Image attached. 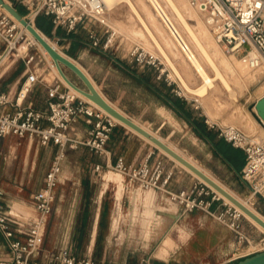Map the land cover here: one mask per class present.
Masks as SVG:
<instances>
[{
    "label": "crops",
    "instance_id": "crops-1",
    "mask_svg": "<svg viewBox=\"0 0 264 264\" xmlns=\"http://www.w3.org/2000/svg\"><path fill=\"white\" fill-rule=\"evenodd\" d=\"M39 19L46 23L49 34L62 43L63 48L94 79L102 94L117 108L148 127H156V133L168 124L175 126L183 123L190 126L199 138L211 143L215 153L223 159L227 158L226 161L233 165L235 171L242 170L245 162L238 168L224 150V147L234 150L239 148L233 147L223 138L219 139V135L202 123L201 113L195 104L174 88L165 73L159 77L153 65H142L126 54H114L112 49L93 47L90 34L92 25H80L79 28H89V33L87 29L85 35H82L79 30L68 33L61 27H55L46 15H40ZM50 66V71L44 76L27 65L22 55L11 54L0 72V89L16 98L23 81L30 72L35 71L43 76V81L33 86L24 105L44 109L48 106V88L61 80L59 73ZM146 90L153 93L149 101L146 98L148 94L143 92ZM130 94H135L139 109H133L125 99ZM13 108L7 107L9 110ZM89 125L88 119L82 116L73 124L72 135L84 138ZM84 148L90 156L87 160L89 168L82 172L81 177L73 176L78 169L68 165L70 152L76 149L69 148L62 159L56 197L51 212L42 223V241L34 254L35 259L44 261L52 253L70 247L77 256L90 257L98 263L133 264L149 257L150 264H221L234 252V232L206 212L185 211L166 192L135 186L125 175V182L131 189L120 192L122 187L119 183L107 178V174L116 170L106 165L114 163L122 155L128 163L134 165L149 156L151 162L162 159L166 167L174 169L175 176L170 187L175 190L196 181L195 175L173 163L174 159H170V156L166 158L147 139L119 123L113 129L105 152L98 153L88 147ZM20 153L21 178L14 177V171L7 170L4 183L0 173V183L5 190L4 202L16 234L25 239L41 218L33 197L44 185L46 174L59 154V146L54 143L43 144L38 137L14 134L0 136V161L5 158L6 162L14 163ZM97 163L104 165L101 173L94 170ZM36 173L40 176L35 182ZM73 184L78 185L76 190ZM66 187L70 189V196L66 194ZM64 206L68 208L64 210ZM59 212H63L64 217H52ZM158 217H162L161 224L158 223ZM163 226L166 232L159 235ZM48 232H52L53 240L46 246L45 237ZM7 253L8 247L0 232V257Z\"/></svg>",
    "mask_w": 264,
    "mask_h": 264
},
{
    "label": "built area",
    "instance_id": "built-area-1",
    "mask_svg": "<svg viewBox=\"0 0 264 264\" xmlns=\"http://www.w3.org/2000/svg\"><path fill=\"white\" fill-rule=\"evenodd\" d=\"M189 1L204 12L208 25L227 53L249 55L256 48L262 54L261 60H264V0ZM14 3L24 7L27 11L24 14L26 19L34 22L39 15H46L55 27H61L68 33L77 31L80 25L94 26L102 22L101 17L108 10L103 0H16ZM169 29L173 32L170 26ZM175 30V33H179L176 28ZM107 31L109 34L102 39L90 30L93 47L107 50L113 46L117 32ZM25 34L27 35L26 31L10 14L0 10V43L3 44L0 49V72L11 54H21L19 50ZM181 47L185 52L189 48L185 42ZM129 53L142 65L155 66L157 63V58L140 44H133ZM23 58L30 65L34 56L27 55ZM161 75L162 73L159 77ZM41 81L43 76L35 71L30 72L16 98L0 89V136L14 134L38 137L43 144L54 143L59 146V154L46 174L44 185L33 197L41 218L25 239L16 234L4 202L5 190L0 183V232L8 247L7 255L0 257V264H115L98 263L90 257L77 256L70 247L52 253L44 261L34 258L42 241V223L53 208L66 151L85 146L98 153L105 152L113 129L119 124L111 114L74 93L62 79L48 88L46 108L24 105L33 86ZM8 106L14 107L13 110L7 109ZM82 116L88 119L90 125L86 136L78 138L72 135L71 128ZM219 135L233 147L244 151L245 163L240 171L241 179L248 185L253 196L264 198V138H257L234 125L222 127ZM106 166L124 174L131 184L144 189L164 191L181 204L185 211H204L231 229L235 234L236 248L227 261L221 264L234 263L264 250V238L255 242V246L251 248L254 240L247 229L244 214L200 178L196 177L192 184L175 190L170 187L175 176L174 169L166 167L162 159L151 162L150 156L134 165L121 155L114 163ZM103 169L102 163L95 164L94 170L97 173H101ZM133 264H150V258Z\"/></svg>",
    "mask_w": 264,
    "mask_h": 264
},
{
    "label": "rangeland",
    "instance_id": "rangeland-1",
    "mask_svg": "<svg viewBox=\"0 0 264 264\" xmlns=\"http://www.w3.org/2000/svg\"><path fill=\"white\" fill-rule=\"evenodd\" d=\"M8 1L14 4L21 12H23V14H27V11L23 8L21 4L14 3L11 0ZM160 1L168 11L170 16H173L172 18L174 22L176 21L175 23L181 28L185 36L188 38V33L186 32L182 23L176 18L175 13L168 4V2L166 0ZM177 1L180 2L182 8L185 10L187 17L192 26L195 28V30L198 32L201 31L199 33L203 35L202 38L205 41H208L210 37L211 40H215L216 42V39L214 38L210 27L206 23L203 14L200 13L194 7H191L186 0ZM132 4L135 5V7L140 12L141 16L147 21L152 31L155 33L158 40L161 42L165 50L172 58L173 62L175 63L176 67L178 68L186 82L193 88H197L199 85H201L203 82L202 77L199 75L196 68L193 66L191 60L188 59L186 53L184 51L182 52L180 44L177 40H175V36L161 17L156 5L151 0H119L112 7H108L107 13L101 17L102 22H98L96 26H92L90 30L96 32L102 39H105L106 36L109 34L107 30H115L117 33L114 38V44L111 48H109L112 49V52L114 54H126L128 57H131L129 52L131 50L132 45L135 43L140 44L148 52L152 53L157 58L155 68L158 73H165V75L169 77V80L172 82L174 88H176L177 91L181 95H183V97H185L190 103H194L195 106H198V108L196 109L201 113L200 117L202 118V123L205 124L207 127H210L217 135H219V132L222 127H225L226 125H234L240 127L248 133H251L252 135L254 134V136L256 137L258 136V134L262 133V138H264V132H262V128L264 125L257 121V118L254 116L253 110L256 101L262 96H264V74H261V76H259L256 80L253 81L249 80V78H247L248 75L244 72H242L243 75L238 74L236 68H239L241 65V69H243L244 67V70L246 68H250L248 62L246 63V56L229 54L225 51L224 46L222 44L216 42L215 46L217 47L218 44L217 48L219 50H217L214 45L211 46V50L214 52V54H218L219 52L218 56L216 54L215 56L217 57V60L224 74L227 76V79L229 80L232 88L228 89L224 85V83H221L222 81L216 79L214 86L209 88L210 90H208V93L206 95H200L195 91L191 92L186 87L184 81L178 75L177 71H175L173 65H171V63L167 60L166 55L160 49L157 41L150 35L147 27L144 25L137 11L134 10ZM1 9L5 11L3 8ZM34 22L38 27L37 19H35ZM201 28L204 29L201 30ZM41 30L47 37H49L55 43V45H57L58 48H60L69 57L73 58L69 55L66 49L63 48L62 43L58 42L56 39H54V37H52L49 33L45 32L43 29ZM78 30L79 34L81 33L82 35H85V30H87L89 33V28L83 27L79 28ZM203 31H205L206 33L204 32L203 34ZM211 40H209L208 43ZM23 44H26L28 47L26 51L21 50ZM192 45L196 49V46L193 43ZM2 46L3 44H0V49L2 48ZM19 52L21 53L20 55H23V57H26L27 55L28 57L32 55L34 56V59L32 60L30 65L33 69H36L39 74H43L44 76H46V73L50 71V64L52 62L51 55H46L40 45L32 42V39L29 38L26 34L25 39L21 42ZM234 56L237 59H233ZM202 60L209 73L211 75H214L215 72L212 66L209 65L204 59ZM131 64L133 65L134 63ZM64 69L68 76L75 83L80 86H84V82L78 77L75 72L65 66ZM53 70L59 73L56 67L53 68ZM239 75L241 78L239 77ZM143 92H145V94H148V96L146 95V98L149 101L151 98H149V96H153V93L149 90ZM125 99L127 100V102L130 103V106L133 109H139V105L137 104V100L135 99V94L125 96ZM169 118L172 119V117ZM150 127L155 131L157 130L156 127L149 126V128ZM158 133L161 135V137H165L169 141V143L178 148L187 157L196 162L199 166H201L203 169L213 175L217 180H219L221 183H223L241 198L248 201L252 206H254L259 212L264 215V198L253 196L248 185L241 179L240 172L235 171V169L232 167V164L229 165V163L226 161L227 158L223 159L219 154L215 153L213 151V146L211 145V143L206 142L202 138H199L190 126H187L183 123H177L175 126L168 124L163 128L162 131H158ZM220 138L221 137L219 135V139ZM149 143L153 147L156 146L150 141ZM84 147L85 146L74 148L76 150L70 152V163H68V165L73 166V168L76 167L78 169L77 173L73 174V176L81 177L82 172L85 169L89 168V166L87 165V160L90 158V156L89 153L86 152ZM157 149L159 150L160 148L158 147ZM224 150L227 156L233 158V160L235 161V165L238 168L243 165V163L245 162V153L242 149L234 150L230 147H224ZM161 153L166 158H169V156H167L162 150ZM21 156L22 154L20 153L19 158L16 161L14 160V163L6 162L5 158L0 161V173L3 183L6 180L5 178L7 170L14 171V177L19 176L21 178ZM172 161L173 163H177L179 167L185 169L190 173L189 170L179 164L175 159ZM38 166V170H40L41 162L38 163ZM39 176V173H36L34 175L35 182L38 181ZM107 178L112 179L116 183H119V185L122 187V190L120 192H125L126 190L131 189V187H128V185L125 183L121 173L117 171H113L111 174H107ZM73 188L76 190V188H78V185L73 184ZM66 191L67 196H70L71 193L68 187H66ZM133 191L134 189L132 188V195ZM66 208H68V206L63 207L64 210ZM52 217H64V215L63 212H59L57 214H53ZM150 218L151 217H149V219ZM161 220L162 219H158V223L161 224ZM245 220L247 229L251 232L252 238L254 240V243L251 245V248L253 249V247L255 246V242H259V240L264 238V231H262L247 217L245 218ZM163 232H165V230H160L159 235L160 233L164 234ZM52 240V232H48L45 237L46 246L48 244H51Z\"/></svg>",
    "mask_w": 264,
    "mask_h": 264
},
{
    "label": "bare ground",
    "instance_id": "bare-ground-1",
    "mask_svg": "<svg viewBox=\"0 0 264 264\" xmlns=\"http://www.w3.org/2000/svg\"><path fill=\"white\" fill-rule=\"evenodd\" d=\"M8 1V0H7ZM107 6V8L112 7L117 1L119 0H103ZM130 1V0H129ZM154 2V4L157 7L158 12L160 13V15L162 16L163 20L165 21V23L168 25V27L170 26V28L172 29V33L175 36V40L178 41V43L180 44H184V42L188 45L189 48L186 49V55L188 56V59L191 60L193 66L196 68L197 72L199 73V75L202 77L203 82L201 85H199L197 88H193L191 87L186 80L184 79V77L182 76V74L180 73V71L178 70V68L176 67L175 63L173 62L172 58L170 57V55L168 54V52L165 50L164 46L161 44V42L158 40L157 36L155 35V33L152 31L151 27L149 26V24L147 23V21L141 16L140 12L138 11V9L135 7V5L132 4L134 10L137 11V13L139 14L140 18L142 19L144 25L147 27L150 35L157 41L160 49L164 52V54L166 55L167 60L171 63V65H173V68H175V71H177L178 75L182 78V80L184 81L186 87L192 92L195 91L196 93L200 94V95H206L208 93V90H210V87L214 86L215 80L219 79L220 81H222L221 83H224V85L228 88L231 89V84L229 82V80L227 79V76L224 74L218 60L217 57L215 56L214 52L211 50V46H215L216 42L220 43L214 32L212 31L215 40H211L210 37L208 39L211 40L209 43L208 41L204 40L202 38V34H200L199 32L201 31H196L195 28L192 26V24L190 23L187 14L185 12V10L182 8L181 4L179 1L177 0H166L168 2V4L170 5V7L172 8V10L175 13L176 18L178 19V21H180L182 23V25L184 26L186 32L188 33V38L185 36V34L183 33V31L181 30V28L174 22L173 20V16L171 17L170 14L168 13V11L166 10V8L163 6V4L161 3L160 0H151ZM188 2V4L191 7H194L193 5H191L189 0H186ZM9 2V1H8ZM182 2V1H181ZM10 3V2H9ZM131 5V3H130ZM3 8L8 14H10L13 19L23 28V30L26 31L27 35L29 38L32 39V42L37 43L40 45V47L42 48L43 52L46 55H51L49 53V51L46 49V47L36 38V36L34 35V33L23 23H21V21L19 19H17L14 15H12L2 4H0V9ZM195 9H197L200 13L203 14L204 19L206 21L205 18V14L203 11H201L199 8L194 7ZM1 11H3L1 9ZM150 17V15H149ZM156 18V16H155ZM151 19V18H150ZM32 23L33 20H31ZM178 23V22H177ZM207 23V21H206ZM208 24V23H207ZM209 26V25H208ZM210 27V26H209ZM175 28L177 29V31L179 33H175ZM35 29L53 46L55 47L61 54L65 55L66 57H69L67 54H65L60 48L57 47V45H55V43L49 38L47 37L44 32L36 26L35 24ZM204 28H201V30ZM206 29V28H205ZM207 31V30H206ZM205 31H203L202 33L204 34ZM206 33V32H205ZM212 35V36H213ZM31 36V37H30ZM213 38V39H214ZM192 43L196 46V49L193 47ZM221 44V43H220ZM218 47V44H217ZM215 46V48H217ZM27 45L23 44L22 46V51H26L27 50ZM182 52L183 49L182 47H180ZM213 48V49H215ZM217 50H219L217 48ZM182 54V53H181ZM219 54V52H218ZM218 54H216L218 56ZM246 56V63L248 62L249 65V69L248 70H244L241 69V66L239 68H236V71L238 74L243 75L242 72L246 73L248 75L247 78H249V80L253 81L256 80L259 76H261V74H264V60H261L262 58V54L260 53V51H258L256 48H254L251 53L249 55H245ZM52 57V56H51ZM71 58V57H69ZM74 62H76L73 58H71ZM204 59L209 65L212 66V68L214 69V75H211L209 73V71L207 70L203 60ZM226 59V58H225ZM233 59H237L235 56L233 57ZM223 60V59H222ZM244 60V59H243ZM51 65L52 67H56L58 72L60 73L55 61L53 60V58L51 59ZM242 61V60H241ZM256 61H258V63H256ZM190 62V61H189ZM225 62V60H224ZM77 63V62H76ZM244 63V62H243ZM82 69L83 67L77 63ZM242 64V63H241ZM63 65V64H62ZM245 66V64H244ZM64 68V65H63ZM84 70V69H83ZM85 71V70H84ZM86 72V71H85ZM87 73V72H86ZM88 74V73H87ZM239 75V77H240ZM60 78H62V80L72 88L73 92L86 98L88 101H90L95 107L101 108L104 111L108 112L107 110H105L103 107H101L97 102H95L94 100H92L91 98L87 97L85 94H83L81 91H79L78 89L72 87L71 85H69V83L63 78V76L60 73ZM88 76L91 78V80L93 81V83L95 84V86L97 87V89L99 90L98 85L95 83L94 79L88 74ZM241 78V77H240ZM100 91V90H99ZM101 92V91H100ZM102 94V92H101ZM103 95V94H102ZM104 96V95H103ZM105 97V96H104ZM106 98V97H105ZM107 99V98H106ZM260 99V98H259ZM258 99V100H259ZM108 100V99H107ZM257 100V101H258ZM256 101V102H257ZM110 102V101H109ZM111 103V102H110ZM256 104V103H255ZM115 106V105H114ZM116 107V106H115ZM254 110V116H255V112L257 111L256 105L253 108ZM122 111V110H121ZM124 112V111H123ZM109 113V112H108ZM125 113V112H124ZM110 114V113H109ZM126 114V113H125ZM113 116V115H112ZM115 118L116 121H118L119 123L124 124L126 127H128L129 129H132L133 131H136L137 133H139L141 136H143L144 138H146L147 140H149L150 142H152L153 144H155L151 139H149L148 137L144 136L142 133L138 132L137 130H135L134 128H132L131 126H129L128 124L124 123L122 120H120L119 118L113 116ZM256 117V116H255ZM257 118V117H256ZM137 123H139L140 125H142L144 128H146L147 130L151 131L153 134L159 136L161 139H163L167 144H169L171 147H173L175 150H177L179 153H181L183 156H185L187 159H189L191 162H193L195 165H197L200 169H202L204 172H206L208 175H210L214 180H216L219 184H221L225 189H227L231 194H233L235 197H237L240 201H242L246 206H248L253 212H255L258 216H260L262 219H264V215L259 212L254 206H252L248 201L244 200L243 198H241L239 195H237L235 192H233L231 189H229L227 186H225L223 183H221L219 180H217L213 175H211L209 172H207L205 169H203L201 166H199L196 162H194L192 159H190L189 157H187L183 152H181L178 148H176L175 146H173L171 143L167 142L163 137H161L158 133H156V131L152 130L151 128L147 127L146 125H144L142 122L135 120ZM258 122L262 123L264 125V122H261L259 119H257ZM245 131V130H244ZM246 132V131H245ZM258 132V131H257ZM261 132V131H260ZM262 132H264V126L262 128ZM248 133V132H247ZM251 134V133H249ZM262 134V133H261ZM258 134L257 138H262V135ZM254 135V134H253ZM157 147H159L157 144H155ZM163 152H165L168 156H170L171 158L175 159L179 164H181L183 167H185L187 170H189L191 173H193L195 176H197L198 178H200L202 181H204L205 183H207L209 186H211L216 192H218V194L223 197L226 201L232 203L233 205H235L227 196H225L223 193H221L219 190H217L215 187H213L212 185H210L208 182H206L202 177H200L197 173H195L193 170H191L188 166H186L185 164H183L182 162H180L179 160H177L175 157H173L171 154H169L167 151H165L163 148L159 147ZM124 178L125 181V177L124 174H121ZM126 183V182H125ZM127 184V183H126ZM239 211H241L250 221H252L255 225H257L262 231H264V226L259 223L255 218H253L251 215H249L248 213H246L243 209H241L239 206L235 205ZM174 219V217H172ZM157 219H162V217H158ZM169 219V218H168ZM171 220V219H170ZM169 221V220H168ZM163 222H165L163 220ZM172 222V221H171ZM162 223V220H161ZM168 223V222H167ZM172 224V223H171ZM168 226V225H167ZM187 228V227H186ZM161 230H166L163 226V228ZM181 231V230H180ZM183 231V230H182ZM186 231V230H185ZM184 231V232H185ZM166 232V231H165ZM186 234V232H185ZM185 236V235H184ZM186 237V236H185ZM188 239V238H187ZM186 240V239H185ZM254 246V245H253Z\"/></svg>",
    "mask_w": 264,
    "mask_h": 264
},
{
    "label": "water",
    "instance_id": "water-1",
    "mask_svg": "<svg viewBox=\"0 0 264 264\" xmlns=\"http://www.w3.org/2000/svg\"><path fill=\"white\" fill-rule=\"evenodd\" d=\"M0 4H2L12 15H14L17 19H19L21 23L26 25L34 33L36 38L46 47V49L51 54L53 60L55 61L61 75L69 83V85L78 89L83 94H85L87 97L97 102L101 107L107 110L111 115L119 118L124 123L128 124L129 126L134 128L138 132L142 133L144 136L151 139L155 144H157L159 147L163 148L165 151H167L177 160H179L180 162L188 166L191 170H193L200 177H202L206 182H208L210 185H212L217 190H219L221 193H223L225 196H227L235 205L239 206L241 209H243L246 213L251 215L253 218H255L259 223H261L264 226V219H262L255 212H253L248 206H246L242 201H240L237 197L231 194L227 189H225L221 184H219L216 180H214L210 175H208L206 172L200 169L197 165H195L193 162H191L189 159H187L185 156H183L181 153H179L169 144H167L159 136L153 134L151 131L144 128L142 125L137 123L133 118H131L130 116L125 114L123 111H121L119 108L115 107L112 103H110L109 100H107L101 94V92L97 89V87L95 86L91 78L88 76V74L71 58L66 57L65 55L61 54L55 47H53L35 29V23H32L31 20L26 19L23 12H21L15 5H13L12 3H9L7 0H0ZM62 64L65 67H68L69 69H71L73 72H75L78 75V77L84 82V86H80L77 83H75L68 76ZM255 105L257 108V111L255 112V116L261 122H264V96H262L256 102ZM234 264H264V250L254 253L252 255H249L247 257H244L236 261Z\"/></svg>",
    "mask_w": 264,
    "mask_h": 264
},
{
    "label": "trees",
    "instance_id": "trees-1",
    "mask_svg": "<svg viewBox=\"0 0 264 264\" xmlns=\"http://www.w3.org/2000/svg\"><path fill=\"white\" fill-rule=\"evenodd\" d=\"M39 16L37 17V25H38V27H40L41 29H43L45 32L49 33L48 27L45 25L46 23L43 22V21H41L39 19Z\"/></svg>",
    "mask_w": 264,
    "mask_h": 264
}]
</instances>
